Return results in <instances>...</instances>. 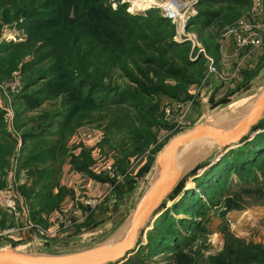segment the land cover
<instances>
[{
  "label": "rangeland",
  "instance_id": "374dc122",
  "mask_svg": "<svg viewBox=\"0 0 264 264\" xmlns=\"http://www.w3.org/2000/svg\"><path fill=\"white\" fill-rule=\"evenodd\" d=\"M32 1L0 0V46L3 45L0 47V131L9 135L0 132V246L4 247L3 250H11L25 245L24 253L71 254L103 244L128 224L151 181L153 175H147L158 150L170 138L211 118L214 113L231 104L254 96L264 87V81L255 83L252 79L237 93L231 95L227 88V92H217L216 101L203 100V103H197L191 92L197 83L190 85L185 93L179 92L177 99L133 95L132 84L122 70L135 73V65H142L144 59L153 57L167 65L166 68L183 69L191 80L196 79L199 73L201 82L209 64L208 59L214 61V49L222 31L248 13V0L239 7H218L221 13L219 20L213 23V29L202 32L187 28L189 21L197 14L198 0H90L86 4L87 12H82L81 16H92L95 7L99 14L97 17L109 19L110 27L120 31L124 37L119 39L115 36L114 39L120 41L116 45L99 47L94 53V60L88 64L77 63L73 55L77 52L79 56L89 49L90 31L81 30L76 35L69 32L74 12L68 10L64 0H52V5L39 10L41 15H47L39 21L47 24L37 32H26L17 26L16 22L22 18L14 19L16 10L25 14L27 12L21 9H34L46 0H36L35 5L31 4ZM122 6L125 14L143 18L137 19L139 21H128L126 16L115 19L111 13ZM135 10L140 11L134 13ZM166 11L174 18L183 19L193 11L196 14L184 23V30L180 20L177 25L170 21L169 29L163 36L160 30L161 35L156 30L155 22ZM85 19L86 24L93 25L89 17ZM145 24L148 27H143ZM125 25L134 27L131 31L129 26L128 31ZM184 31L185 35L179 36ZM166 37L181 45V48L166 50ZM114 52L120 56V62L113 60ZM184 55L195 66H185L181 61ZM54 61L58 65L52 69ZM72 69H78L76 71L79 72H72ZM262 71L264 55L254 76ZM84 76L92 79L87 81L97 84L89 99H86L89 90L77 87L79 79H84L81 78ZM163 79L168 86L176 84L170 77ZM52 80L60 88L48 93L45 85ZM34 93H38V96H34ZM122 93H130L132 101L118 104L114 97ZM27 95L35 98L29 101ZM104 98L106 104L103 105L106 107L101 106ZM35 101L39 105L30 108L29 105H34ZM133 104L138 109L129 106ZM64 117L69 119L64 128H44L51 136L36 131L46 123L57 125L63 122ZM25 134L39 137L32 141L31 138H25L24 141ZM36 142L42 143L38 144L42 147H38ZM50 146H59L60 151L53 153L46 150ZM231 150L227 149L223 153L215 150L200 158L194 170L186 176L181 193L165 202L161 214L190 189L198 196L194 201H201L199 208L203 214L199 217L177 209L169 211L176 221L175 229L183 238L178 247L157 255L149 254V236H157V232H152L156 217L149 224L135 252L119 264H241V259H250L252 255L253 258L245 264H264V176L255 171L254 178L244 182L231 174L229 183L225 182L219 193L210 197L204 190L210 186L213 175L201 180L203 182H196L209 166L219 163ZM27 156L31 157L30 164L20 166L19 160ZM77 162L89 164V173L91 167L96 166L104 179L107 177L103 175V169L111 162H116L124 179L121 183H114L107 178V182L112 184L109 196L93 210L89 209L96 210L95 218L75 224L70 233L64 232L59 238H51L49 234L39 238V229L48 232L44 217L61 210L65 200L73 196V191L63 186L66 193L58 198L61 199L58 200V208L50 213L39 212L35 220L30 215L32 201L26 203L24 195L39 181V172L47 173L43 180L52 176L59 180L64 167L69 165L71 168V164ZM147 165L149 167L144 171ZM191 183L192 187L187 188V184ZM138 188L141 190L137 191ZM39 189V186L35 187L36 191ZM9 194L18 198L17 207L20 211L17 216L10 214L4 206V199ZM86 199L90 198H84V201ZM210 199L214 202H208ZM39 204L33 209H38ZM179 220L186 221L187 225L182 227ZM80 234L83 239L78 238ZM247 248L253 250L248 258H243L242 255L248 252Z\"/></svg>",
  "mask_w": 264,
  "mask_h": 264
},
{
  "label": "trees",
  "instance_id": "16d2710c",
  "mask_svg": "<svg viewBox=\"0 0 264 264\" xmlns=\"http://www.w3.org/2000/svg\"><path fill=\"white\" fill-rule=\"evenodd\" d=\"M63 2L62 0H59ZM65 1V6L68 7V10L71 9L74 12V18L70 19L72 25L70 27V33L73 35H76V32L81 31V30H88L90 31V45L88 46L89 49L81 53L79 56H77V52L73 55L74 58L76 59L77 63L78 62H84L85 64H88L89 62L94 60V53L96 50L103 46V45H116L120 41H117L118 39H114L115 36L117 38H122L124 37L123 34L110 27L109 24L110 21L109 19H103L101 16H98V12L95 7H93V13L92 16H87L84 15V17L81 16L82 12H87V6L86 4L89 3L90 0H64ZM92 1H100V0H92ZM106 1V0H105ZM229 2L236 7H239L241 4H243V1L245 0H198L196 4V9H197V14L189 21L187 24V28L195 29L197 32H202L204 30H208L211 28L213 23L220 17L221 13L218 11L215 7L216 4H223L224 2ZM53 1L52 0H46L44 4L40 6H36V8H32L29 10L27 7L26 9H21L25 10L27 13L22 14V11H15L14 19L17 20V18H22L20 21L16 22L17 26L20 29H24L26 32H37L40 30L42 27H44L47 23H41L40 18L46 17L47 15H41V11L48 6L52 5ZM32 5L36 4V0L34 2L32 1ZM58 7V6H57ZM229 8H231L229 6ZM83 10V11H82ZM129 11V10H128ZM140 10L136 11L134 13L139 12ZM133 14V12H130ZM20 14V15H18ZM112 16H114L115 19L120 20L123 16H126L125 19L128 21H136L137 19L143 18L141 16H131L129 14H125V8L119 7L116 9V11H113ZM147 14L151 15L150 12H147ZM155 16V15H154ZM85 17H89L94 23L93 25L91 24H86V19ZM147 19V17H146ZM227 21V18L225 19ZM232 20V19H231ZM230 20V21H231ZM22 21V22H21ZM139 21V20H137ZM20 22V23H19ZM169 23L170 21L167 20L164 17H160L156 19L155 22V28L159 32H162V35L164 36L165 32L167 29H169ZM129 26L125 25V27L128 28V31H132L134 26ZM143 27H148V25H144ZM124 29V28H123ZM163 29V30H162ZM159 34L161 35V33ZM139 36V35H137ZM162 36V37H163ZM169 37H166L167 39V45L166 50L168 48L173 49V48H181L179 44L175 43L174 41H170L168 39ZM169 40V41H168ZM30 42H32V39H30ZM29 42V43H30ZM28 43V44H29ZM26 45V44H25ZM185 44H182L184 46ZM3 46V45H2ZM0 46V47H2ZM42 49V48H41ZM38 49L37 51L41 50ZM216 53V48L214 49V53ZM43 59V58H42ZM113 60L115 62L119 61L120 62V56L116 55L114 52V58ZM181 61L184 63L185 66H195V64H192L187 60V57L184 55L181 57ZM58 63L56 61L53 62L52 64V69H55V66H57ZM137 66L135 68V73H129L125 69H122L125 76L128 78L130 83L132 84V88L134 91L133 95H137L140 97L144 98H150L154 96H167L173 99H177L179 92L185 93L187 88L190 85H193L195 83H199V77L200 74L198 73L196 79H189L186 76V73L183 69L180 68H171L168 67L166 68L167 65L162 63V61L155 59L153 57H148L147 59H144L142 62V65H135ZM78 69H72V72H79L76 71ZM71 72V71H70ZM163 77H170L173 79L176 84L173 86H168L164 82ZM38 78V77H37ZM36 78V79H37ZM44 78V77H42ZM84 79H79L80 81L77 84L78 88H87L88 95L86 96V99H89L91 97L90 94L93 93V90L97 87V84L87 81V79L92 80L91 78L84 76L81 77ZM198 81V82H197ZM32 84V82L30 83ZM60 88V85L55 81H48L45 85V90L48 93H51L52 91L54 92L55 90H58ZM78 91V90H77ZM40 95V94H39ZM29 101H31L34 96H38V93L33 95H27ZM133 99V96L129 93H122L120 95H115L114 100L119 103H128L131 102ZM113 102V101H112ZM37 102H34V105H29L30 108H34V106H37ZM105 98L102 99L101 106L106 107L105 105ZM39 105V104H38ZM132 106L133 109H138L135 104L129 105ZM1 112H0V120H1ZM62 121L55 124H48L46 123L43 127V125H40L39 128L36 130L40 133H43L46 136H51L48 135L45 131V127L47 129L49 128H54L59 130V128H64L68 122L69 119L63 118ZM48 125V126H47ZM0 127H1V121H0ZM1 130V129H0ZM256 130H261V132L257 133L251 140L245 142L241 147H238L237 149L231 150L228 154L226 153L225 156L220 160L219 163H214L213 165L209 166L207 169V172H205L200 179H198L196 182L200 183L203 182L201 180L207 178L210 174L213 175V178L211 180V184L208 188H205V192L209 193V197L213 196L217 193H219V190L225 185V182L229 183V179L231 174H235L237 178L241 181H248L249 178H254V172L259 171L262 176H264V122H261L255 129ZM3 132V131H0ZM3 135L9 136L6 132L2 133ZM38 135H30V134H25L23 139L25 141V138L30 139L31 141L38 138ZM22 139V141H23ZM36 144H42L36 142ZM38 147H40L38 145ZM42 147V146H41ZM40 147V148H41ZM162 147L159 148L158 151H160ZM46 150H51V152L55 151H60V147L56 148L55 146H50V148H47ZM35 158V157H34ZM31 161V157L27 156L25 159L19 160L20 166H25L27 164H30L29 162ZM3 164V163H2ZM71 168L74 171L80 172V173H86L89 174V171L87 170L88 165L85 163L77 162L71 164ZM28 166V165H27ZM149 165H147L143 170L147 171ZM254 167H257L255 169ZM45 173L44 171L39 172V181L36 182L32 186V188L27 191L24 195L26 203L32 201L30 206H32L30 210V215L33 220L37 219L38 213L39 212H47L50 213L58 208V203L61 196L65 195L66 189L64 191L62 186H59L58 184V178L52 176L47 180H43L45 178ZM95 179H98L102 182H107L109 181L107 178L104 179L102 176H93ZM215 181H214V180ZM185 181V179H184ZM184 181L181 182L179 187L174 191L172 196L169 198L171 200L175 199L180 193L183 188ZM205 184V183H204ZM191 186L189 188L192 187ZM207 185V184H205ZM39 186L40 189L39 191L35 190V187ZM208 186V185H207ZM201 188V187H199ZM56 190V193H53V191ZM198 198L196 194L193 193V190H187L185 193L182 194V197L177 201L175 204L170 209L165 210L162 214L157 215V220L155 222V226L152 232H157V236H149V243H148V249H149V254H160L162 251H172L174 248L178 247L179 241H183L182 236H180L179 231L175 229L174 225V219L170 216V212L173 210H181L186 213H190L193 216H201L202 210L200 207L201 201L198 199V201H194ZM59 200V201H58ZM39 204L38 209H33L37 203ZM197 202V203H196ZM208 202L213 203L214 201L212 199L208 200ZM215 206V205H214ZM164 208V207H163ZM159 216V217H158ZM153 223V222H152ZM180 225L185 227L186 221L179 220ZM189 225H191L190 221L188 222ZM165 226V228L161 227ZM150 227V225H149ZM78 230V229H77ZM179 233V234H178ZM179 237V239H178ZM173 246V247H171ZM256 249V248H254ZM253 249L247 248L246 253H244L242 256L243 258H248L251 255ZM135 252V251H133ZM263 256V255H262ZM253 258V255L251 256L250 259H241L240 262L241 264L248 263L251 259Z\"/></svg>",
  "mask_w": 264,
  "mask_h": 264
},
{
  "label": "water",
  "instance_id": "95a60500",
  "mask_svg": "<svg viewBox=\"0 0 264 264\" xmlns=\"http://www.w3.org/2000/svg\"><path fill=\"white\" fill-rule=\"evenodd\" d=\"M240 115L243 116L226 126L206 119L170 138L159 151L151 181L130 221L103 244L81 252L55 255L4 250L0 251V264H119L126 261L141 244L149 224L163 210L165 202L188 173L194 170L198 155L192 156L194 160L187 161L185 155H182L185 148L207 140L222 146L223 153L227 149L241 146L245 140L259 133L255 129L264 122V87L251 97L250 102L232 120Z\"/></svg>",
  "mask_w": 264,
  "mask_h": 264
},
{
  "label": "crops",
  "instance_id": "0c3cea01",
  "mask_svg": "<svg viewBox=\"0 0 264 264\" xmlns=\"http://www.w3.org/2000/svg\"><path fill=\"white\" fill-rule=\"evenodd\" d=\"M221 6L236 7V5L227 1L223 4H216L214 8L218 9ZM211 29H213V26H211ZM233 49L232 43L224 42L219 38L214 62L222 79L217 76H211L208 84L202 85L201 81L196 87L192 88L191 92H193L197 103L203 100L205 102L216 101L215 98H217V92L219 91L227 92L229 89L231 95L237 93L256 77L254 76V71L263 62L264 49L255 51L247 59H245V51H241L235 58ZM231 89L233 90L231 91ZM90 171L89 174H86L74 171L69 165L64 167L58 184L73 191V196L65 200L61 210L54 211L44 217L51 238H59L64 232L70 233L75 228V224L94 217L96 210L90 211L84 205V198L99 199L103 202L109 196L112 184L102 182L93 177L101 176L99 174L101 171L99 172L96 166H92ZM53 193H56V190Z\"/></svg>",
  "mask_w": 264,
  "mask_h": 264
},
{
  "label": "built area",
  "instance_id": "2783aa9c",
  "mask_svg": "<svg viewBox=\"0 0 264 264\" xmlns=\"http://www.w3.org/2000/svg\"><path fill=\"white\" fill-rule=\"evenodd\" d=\"M250 3V10L243 18L237 20L234 25L225 28L220 36V39L224 42H230L233 44V56L239 55L241 51H245V59L249 58L255 51L264 49V0H248ZM192 6V5H191ZM196 14L188 13L186 21L193 15ZM163 17L171 21L174 24V19L166 12L162 13ZM175 25H177L175 23ZM182 33L179 36H184ZM207 70L203 73L202 85H206L209 82L211 76H217L222 79L216 64L211 59H208ZM103 174L114 183H121L124 177L120 173L116 162H111L103 169ZM12 194V193H11ZM9 194L6 199H4V206L7 211L13 216H17L19 209L17 207L18 198H14V195ZM16 199V201H15ZM20 203V201H19ZM99 199H86L84 205L88 209L93 210L100 204ZM23 210V209H22ZM50 235L49 231L38 230V235L40 237H47Z\"/></svg>",
  "mask_w": 264,
  "mask_h": 264
},
{
  "label": "bare ground",
  "instance_id": "6f19581e",
  "mask_svg": "<svg viewBox=\"0 0 264 264\" xmlns=\"http://www.w3.org/2000/svg\"><path fill=\"white\" fill-rule=\"evenodd\" d=\"M166 14L170 15L172 17V15L169 13V11H166ZM182 17H184V16H182ZM186 18H187V16L184 19L179 18V17H176V18L173 17V19H174L173 21H174V23L178 24V22L180 20V23H182L181 25H182L183 30H184V23H186ZM262 81H264V71H262L260 74H258L253 79V82H255V83L262 82ZM250 100H251V97L237 101V102L231 104L230 106H228L227 108L220 110L217 113H214V115L211 118H209V120L213 121L215 124L224 125V126H226L227 124L233 123L245 114L244 113L243 115H240L236 119L232 120L233 117H236L240 114L242 109L250 102ZM221 149H222V146H216L213 142L206 140V141H202V142H199L197 144H193L192 146L185 148L182 152V155H185L187 161H190L191 159H193V157L198 155V157L196 158V161H197L198 159L203 158V156H207L209 153H211L215 150L220 152ZM234 149H236V148H234ZM159 155H160V153H158L156 155L147 176L153 175L155 168H156V164H157V160L159 158ZM213 162H215V161H213ZM190 185L187 184V188H189ZM138 190L140 191L141 188L140 189L138 188L137 191ZM78 238L83 239V236L80 234L78 236ZM24 246L25 245L17 246L13 249L16 252L23 253ZM3 249H4V247L2 248L0 246V251H4Z\"/></svg>",
  "mask_w": 264,
  "mask_h": 264
}]
</instances>
